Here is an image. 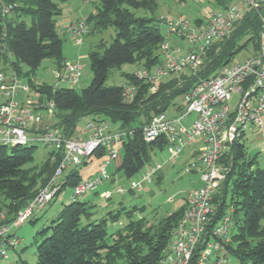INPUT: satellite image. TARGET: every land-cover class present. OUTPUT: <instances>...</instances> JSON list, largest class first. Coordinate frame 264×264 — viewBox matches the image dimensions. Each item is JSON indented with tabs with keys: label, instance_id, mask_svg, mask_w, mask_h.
<instances>
[{
	"label": "trees",
	"instance_id": "trees-1",
	"mask_svg": "<svg viewBox=\"0 0 264 264\" xmlns=\"http://www.w3.org/2000/svg\"><path fill=\"white\" fill-rule=\"evenodd\" d=\"M214 1L220 8H226L233 0ZM62 2L65 0H0V57L10 63L11 70L27 80L42 100L54 101L53 125L60 127L67 136H73L84 116L119 123L120 128H134V135L123 144L117 169L127 178L142 171L151 161L154 149H163L169 144L164 138L153 142L144 139L142 127L152 116L167 112L173 106L179 110L178 96L181 97L199 80L215 75L218 71L212 73L218 67L232 62L243 48L238 45L237 38L247 35V41L258 37L260 40V12L252 10L230 37L209 50L203 66L195 75L173 76L160 81L155 91H151V83L138 79L133 72H126L125 83L108 85L112 70L124 64L147 68L161 64L160 46L165 36L158 24L162 19L154 16L157 0H101L97 12L89 15L87 23L93 22L95 29L113 26L117 36L108 46L102 42L98 50L90 53L93 72L90 85L77 91L74 87L36 83L31 77L44 59L54 60L58 68L67 61L57 26ZM8 5L12 9L4 13L3 8ZM139 9H143L144 14H138ZM26 17L30 19L29 23ZM215 47L221 48L215 52ZM125 84H134L138 89L132 101L123 94ZM243 139L236 140L231 152L222 160L230 170L217 192L216 202L220 214L228 206L235 209L232 240L228 243L230 254L240 264H264V168L251 170L257 163V156L247 159ZM35 148L33 145H0V193L5 198L0 212H7L6 219L0 220V224L11 222L13 217L9 215L15 216L19 209L28 205L58 165V158L54 159L50 153L39 172L43 182L36 189L34 183L37 179L28 177L25 167L34 160ZM155 178H162L161 171ZM81 179L78 170L72 171L66 177L64 188L67 185L74 187ZM93 192L99 193L98 190ZM185 207L186 202L178 211L160 218L155 224H148L146 216H135L138 207H134L126 212L123 226L110 231L109 222L119 221L121 215L108 211L105 216L95 217L94 205L89 201L79 198L70 201L51 224L39 232L43 238L37 246V262L34 264H162Z\"/></svg>",
	"mask_w": 264,
	"mask_h": 264
},
{
	"label": "built area",
	"instance_id": "built-area-1",
	"mask_svg": "<svg viewBox=\"0 0 264 264\" xmlns=\"http://www.w3.org/2000/svg\"><path fill=\"white\" fill-rule=\"evenodd\" d=\"M264 0L232 1L226 8L205 11V20L193 26L182 17L168 21L167 35L177 34L186 40L189 48L181 53L163 42L160 52L161 64L152 68L140 66L133 73L138 79L151 83L155 91L161 79L169 73L183 69L198 70L209 50L219 41L231 36L245 15L258 10L261 21L260 46L257 52L243 61L223 65L218 72L196 82L181 98V108L173 115L160 112L142 127L144 139L148 142L164 138L171 146V157L178 158L186 148L198 140L203 145L188 163V171L200 173L201 185L186 199V207L175 229L174 237L162 258V264H228L232 215L234 207L228 206L220 214L216 195L226 179L230 167L222 160L231 152L236 140L245 138L248 129L255 128L264 135ZM11 5L3 8L9 13ZM67 30L75 33L89 32L85 21L71 22ZM59 81L72 85L82 77V65L78 61H65L53 70ZM57 86H59L57 84ZM0 145L26 146L41 144L51 149L58 165L38 194L28 205L19 209L13 220L0 224V258H9L11 250H17L21 243L15 227L31 219L43 210L64 188L66 177L75 171L83 161L91 159L105 149L106 158L97 174L82 178L74 187L71 201L79 196L96 191L112 179L107 168L117 160L123 144L134 135L135 129L123 127L111 129L104 121L92 119L87 122L84 134L67 136L53 124L44 123V116L54 113L53 100H42L29 83L15 71H0ZM34 92L19 99L21 92ZM134 84L124 85V96L132 101L137 94ZM238 95L236 105L229 102ZM194 115L192 119L189 117ZM162 170L160 163L150 164L142 170L138 180L131 181L130 189H141L151 182ZM125 193L123 188L117 189ZM110 190H104L102 197H111ZM6 211L0 212L5 220Z\"/></svg>",
	"mask_w": 264,
	"mask_h": 264
},
{
	"label": "rangeland",
	"instance_id": "rangeland-1",
	"mask_svg": "<svg viewBox=\"0 0 264 264\" xmlns=\"http://www.w3.org/2000/svg\"><path fill=\"white\" fill-rule=\"evenodd\" d=\"M100 2L101 0H67V2L65 1L62 5L66 8V14H71L73 22H87L89 15L97 12ZM157 2L158 7L154 12L156 18L161 19L164 17L168 21H173L182 17L188 20L193 26L200 23L197 22L199 19L200 21L201 19L205 20V11L220 9L214 0H157ZM137 13L142 15L144 14V10L139 9ZM26 21L29 23L30 19L26 17ZM158 24L162 34L165 36L164 41L168 42L172 47L179 45L180 47L177 48L181 53H185L189 48L188 42L177 34L171 33L167 35L168 23L164 20L159 21ZM88 27L89 32L84 34L69 30L66 31V29L59 31V35L63 39V55L66 60L78 61L82 65V77L77 84L72 85L67 81H59L53 73V70L58 67L55 65L54 60L50 58L44 59L40 67L35 71V74H32L31 78L33 81L52 85L58 84L61 87H74L77 91H81L89 86L93 77L90 65V53L94 50H98L102 42L107 46L111 44L117 36V31L113 26L106 29H95L93 22H89ZM246 39L247 35H242V37L237 38L238 45H242L243 48L236 54L232 62L243 61L259 49V37L251 39L250 41ZM220 48L221 47H215L214 51L218 52ZM161 59H163L162 53ZM139 67L140 66L136 64H124L121 68L113 69L108 77L107 84L121 85L125 83V76H127L126 72H134ZM23 68L27 70L26 66H23ZM218 69L219 67L212 74L216 73ZM0 71L12 72L10 63H5L1 57ZM198 71L199 69L196 71L183 69L179 72L169 73L167 79L173 76L183 77L185 75H195ZM181 81L180 79L179 83H181ZM31 93L34 92L31 91ZM21 94L23 96L27 95L24 92H21ZM178 97L176 98V103L181 98ZM237 99L238 95H233L232 100L229 102L231 107L236 105ZM53 114L54 113H52L50 117H52ZM168 114H173L172 107L168 111ZM193 117L194 115H191L189 118L192 119ZM90 119L91 116L82 117L77 124L74 134L79 133ZM243 142L247 146V159L257 156V163L251 167V170L257 167L264 168V135L262 131H258L255 128L248 129ZM34 146H36L34 160L26 164L25 167L28 170L27 176L37 179V182L34 183V187L38 189L43 182L39 176V172L44 162L50 156L51 149L41 144H35ZM192 150V148H186L178 158H173L170 154V145H166L163 149H154L151 153V161L145 165L142 170L149 167L150 164L160 163L162 165V178L160 180L154 178L151 182L145 183L141 189L135 190L130 189V184L132 180H138L140 178L141 172L132 178H127L121 170H116L113 167V164H115L114 160L107 168L112 179L98 189V192L110 190L113 192L112 196L109 198L101 197L99 193H94L92 191L79 196V199L82 201H89L94 205L93 210L96 211L95 217L105 216L108 211H113V213L121 215L119 221L109 222L110 231L123 226L126 222V212L134 207H138L135 211V216H146L148 224L158 223L160 218L174 211H178L186 202L190 193L201 185L200 173L197 171H188V163L190 161L189 155ZM120 156H122V152ZM247 169L250 170L249 168ZM118 188H123L126 192L119 193L117 190ZM72 192L73 187L67 185L41 212H38L20 226L15 227L14 230H16L17 235L21 239L19 248L10 251L9 259L0 258V264H14L16 257V264H23V262L29 264L36 263L37 246L43 238L39 232L48 227L52 220L58 216L64 205L71 201ZM230 197L231 191L228 194V200ZM4 200V196L0 193V206ZM142 206L144 210L141 209ZM24 253L26 254L23 255ZM228 264H240V262L234 255L229 254Z\"/></svg>",
	"mask_w": 264,
	"mask_h": 264
},
{
	"label": "crops",
	"instance_id": "crops-1",
	"mask_svg": "<svg viewBox=\"0 0 264 264\" xmlns=\"http://www.w3.org/2000/svg\"><path fill=\"white\" fill-rule=\"evenodd\" d=\"M66 2H67V0H65ZM233 1H237V0H233ZM62 3H64V2H62ZM62 3L60 4V7H61V15L57 18L58 19V22H57V26H58V33H59V31L60 30H64V29H66V31H67V28H66V26H68V24L69 23H71V22H73V18H72V16H71V14H66L67 12H66V8H65V6H63L62 5ZM216 3V2H215ZM217 4V3H216ZM218 6H219V4H217ZM220 7V6H219ZM65 8V9H64ZM173 46H175V45H173ZM177 47H180L179 45H177V46H175V47H172L171 46V48L172 49H176ZM65 57V56H64ZM66 59V58H65ZM163 60V59H162ZM55 63V62H54ZM56 65V64H55ZM168 74L166 75V76H164L161 80L162 81H164V80H166L167 78H168ZM34 93H28L27 95H29V96H32ZM2 93H1V91H0V100H1V98H2ZM26 95V96H27ZM25 96H23L22 94L21 95H19V99L20 100H23V98H24ZM173 108V114H175L178 110H177V106H173L172 107ZM171 109V108H170ZM169 109V110H170ZM168 110V111H169ZM173 114H171V115H173ZM93 118L91 117V119L90 120H92ZM43 120H44V123H45V125L46 124H53L54 122H55V120L52 118V117H50V116H44V118H43ZM89 120V121H90ZM105 123L111 128V129H118V128H120V124L119 123H112L111 121H109V120H107V121H105ZM87 124V123H86ZM86 124H85V126H86ZM85 126L79 131V133H77V134H73L74 136H77V135H82V134H84V128H85ZM75 133V132H74ZM202 145H203V142H202V140H198L197 141V143L194 145V146H192V147H190V148H192L193 150H192V152L190 153V155H189V157L191 158L194 154H196L198 151H199V149L202 147ZM190 148H188V149H190ZM106 151H105V149H101V150H99L98 152H97V154L94 156V157H92L91 159H86V160H84L83 161V163H82V165H80L76 170H78L79 171V174H80V176L82 177V178H87V177H90V176H93V175H95V174H97L98 173V171H99V168H100V166H101V163L104 161V159L106 158ZM120 163H121V156L119 155V157H118V159L117 160H115V164H113L114 166V168L117 170L118 169V167L120 166ZM104 190H102L101 192H99V194H100V196H101V193L103 192ZM95 193V192H94ZM102 197V196H101ZM2 205V204H1ZM42 211V210H41ZM40 211V212H41ZM9 216H11V218L12 217H14L13 215H9ZM26 253H24L23 255H25ZM9 259V258H8ZM16 261H17V257H16ZM16 261H14V264H16ZM7 264H10V263H7Z\"/></svg>",
	"mask_w": 264,
	"mask_h": 264
}]
</instances>
